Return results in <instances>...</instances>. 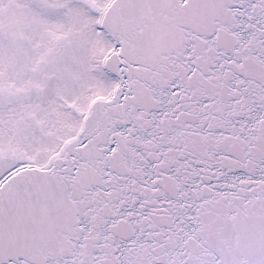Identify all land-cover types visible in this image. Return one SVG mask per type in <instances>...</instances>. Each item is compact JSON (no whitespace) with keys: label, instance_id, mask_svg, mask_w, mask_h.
Wrapping results in <instances>:
<instances>
[{"label":"snow or ice","instance_id":"6c2138e0","mask_svg":"<svg viewBox=\"0 0 264 264\" xmlns=\"http://www.w3.org/2000/svg\"><path fill=\"white\" fill-rule=\"evenodd\" d=\"M0 264H264V0H0Z\"/></svg>","mask_w":264,"mask_h":264}]
</instances>
